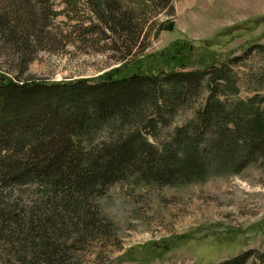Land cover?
Returning a JSON list of instances; mask_svg holds the SVG:
<instances>
[{"label": "rangeland", "instance_id": "rangeland-1", "mask_svg": "<svg viewBox=\"0 0 264 264\" xmlns=\"http://www.w3.org/2000/svg\"><path fill=\"white\" fill-rule=\"evenodd\" d=\"M117 1L113 16L128 15L127 33L114 34L111 10L94 8L90 0H0V74L17 82L97 81L140 63L135 72L143 74L210 64L225 75L210 82L220 89L216 98L225 102L224 113L238 103L245 113L263 106L264 0ZM168 22L170 31L164 29ZM207 86L204 78L198 95L176 107L150 138L163 149L203 148L207 154L196 174L166 184L126 174L88 200L91 222L70 216L38 183L0 187V264L43 263L32 252V228L59 243L61 264H218L247 251L244 264H260L264 158L235 172L225 163L216 169L209 150L215 134L194 128ZM229 116L226 126L233 130ZM180 128L188 139L176 136ZM106 131L98 128L94 137ZM73 221L77 226L69 225Z\"/></svg>", "mask_w": 264, "mask_h": 264}, {"label": "trees", "instance_id": "trees-1", "mask_svg": "<svg viewBox=\"0 0 264 264\" xmlns=\"http://www.w3.org/2000/svg\"><path fill=\"white\" fill-rule=\"evenodd\" d=\"M90 1L94 8L111 10L114 34L129 32L128 15L120 11L113 16L119 1ZM235 60L233 57L230 62ZM179 62L183 64V59ZM140 64L116 78H107L104 73L97 81L17 82L0 74V187L38 183L57 205L71 211L70 216H84V221L91 222L88 200L126 174L135 173L142 180L159 184L175 178L189 180L200 170L207 152L190 147L163 149L150 138L156 128L168 124L176 107L198 95L204 78L208 79L209 92L196 111L194 128L201 135L215 134L209 150L216 169L221 170L225 163L235 172L250 161L264 158V94L260 98L263 106L258 109L245 113L238 103L237 110L226 114L225 102L216 98L218 85L210 87V82L225 78L220 68L211 69L208 64L201 70L159 68L154 74H143L135 72ZM229 86L236 90L233 83ZM229 115L234 116L233 130L226 126L232 119ZM98 128H105L106 135L94 137ZM182 134L189 138L186 128L176 131V136ZM32 231L37 237L32 241V252L42 264H61L59 243L42 229ZM248 256L249 251L218 264H244ZM260 264H264V252Z\"/></svg>", "mask_w": 264, "mask_h": 264}, {"label": "water", "instance_id": "water-1", "mask_svg": "<svg viewBox=\"0 0 264 264\" xmlns=\"http://www.w3.org/2000/svg\"><path fill=\"white\" fill-rule=\"evenodd\" d=\"M173 22H168L165 26L164 29L167 31H170L172 29Z\"/></svg>", "mask_w": 264, "mask_h": 264}]
</instances>
